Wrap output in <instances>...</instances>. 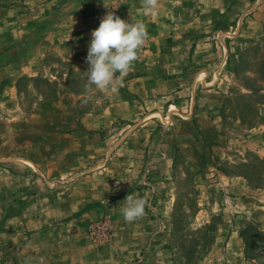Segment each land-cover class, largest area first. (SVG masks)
<instances>
[{"label":"rangeland","instance_id":"1","mask_svg":"<svg viewBox=\"0 0 264 264\" xmlns=\"http://www.w3.org/2000/svg\"><path fill=\"white\" fill-rule=\"evenodd\" d=\"M23 1L0 0V264H264V0H159L201 20H155L103 90L64 40L84 20ZM129 194L150 198L132 223Z\"/></svg>","mask_w":264,"mask_h":264},{"label":"clouds","instance_id":"2","mask_svg":"<svg viewBox=\"0 0 264 264\" xmlns=\"http://www.w3.org/2000/svg\"><path fill=\"white\" fill-rule=\"evenodd\" d=\"M140 3L146 13L158 14L159 0H140ZM104 6L108 8L105 3ZM148 38L147 25L143 20H134L131 16V22H127L114 11H108L101 18L98 28L91 32L85 60L89 65L85 72L88 85L103 90L112 85L117 73L122 78L133 71L139 49ZM149 203L147 196L127 195L121 207L125 222L132 223L143 218Z\"/></svg>","mask_w":264,"mask_h":264},{"label":"crops","instance_id":"3","mask_svg":"<svg viewBox=\"0 0 264 264\" xmlns=\"http://www.w3.org/2000/svg\"><path fill=\"white\" fill-rule=\"evenodd\" d=\"M181 2H183V4L185 5V1L181 0ZM23 4H26L27 1H23L21 2ZM28 3H32V6H27V4L23 7V9L25 10V12H23V14H25L26 12L32 11V18H34L35 20V25H36V21L38 22L37 24L39 25L41 20L43 19V17H45L46 15H44L45 13L48 12L50 13V15L52 13H62L64 11V8L62 6H60L61 4H66L69 5L66 8V12L65 13V17H71L72 19H82L84 20V25L81 28H69L70 26H66L67 28L64 29H68V30H64L65 34H63L64 36V40L65 39H69V38H77L78 40H83L82 42L85 43L88 41V43H90L91 40V32L92 30L98 28L99 24H100V14L101 17H103L109 10L111 7V3H113L112 1L109 0H35V2H28ZM104 3L108 6V8H106L104 6ZM166 2H163V4H165ZM175 4H172L171 6L166 4V6L164 7L162 4H159V12L157 15L153 16L150 15L148 13H146L143 9V7L141 6L140 0H131V5H130V9L133 11L132 16H135V18L139 19V20H143L144 23L147 25V30L148 33L150 35L151 31L154 29L155 25H157L158 27L161 26V22L159 21H155V20H163V18L165 19H171V25L172 28L170 29H175V28H180L183 27L184 29L187 28H191L193 26H191L192 24H194L196 21V19L198 18L199 20H201V14H197V18H193V17H187L185 18V23L183 24H179L176 25V23H174L175 21H172V19H177L178 16L181 13V9H179L180 7L176 8L174 7ZM22 6V5H21ZM28 7V8H27ZM132 7V8H131ZM161 8V9H160ZM166 8V9H165ZM50 10V11H49ZM23 14H19V16H17L19 23L21 22V18L20 16H22ZM177 16V18H176ZM100 18V19H99ZM204 18H208V20L210 21V23H215L216 19H217V14L216 13H212V11L209 13V16H205ZM207 21V20H205ZM153 23V24H152ZM169 23V21H168ZM165 26V24L163 25ZM36 27V26H35ZM73 27V26H72ZM19 28V33H25V30H22L23 28L21 26H18ZM73 29V30H72ZM55 35H58L59 31L56 29L55 30H50V32H53ZM68 31H69V35L70 33H72V36L65 37V35H68ZM67 33V34H66ZM171 35L167 34V36L165 37V41H169L168 38ZM179 37V35H178ZM181 37V41H185L184 38L185 36H180ZM56 38H58L56 36ZM149 38H151V36H149ZM75 40V39H74ZM152 45V44H151ZM150 45V46H151ZM169 45V44H168ZM86 45H84V49L83 50H88V47L85 48ZM155 47V46H153ZM72 51L73 48H71ZM12 64L9 63V67ZM12 67V66H11ZM13 69H17L16 67H12ZM10 81L12 82L13 80L10 79ZM206 109V108H205ZM211 110L213 109L212 107H208L206 110ZM145 194L147 195L145 191H143ZM38 226L35 225V228H37ZM38 232H32L30 234H28L27 236H25L23 244L21 245V248H19V254H23L24 258H28L29 257V248L31 246L36 247L37 243L35 244L33 242V239L36 237L35 234H37ZM38 252V250H36V253ZM22 258V257H21Z\"/></svg>","mask_w":264,"mask_h":264},{"label":"trees","instance_id":"4","mask_svg":"<svg viewBox=\"0 0 264 264\" xmlns=\"http://www.w3.org/2000/svg\"><path fill=\"white\" fill-rule=\"evenodd\" d=\"M257 235H258L259 239L263 240V243H264V232L258 231ZM244 240H245V243L247 244V242H248L247 238H244Z\"/></svg>","mask_w":264,"mask_h":264}]
</instances>
